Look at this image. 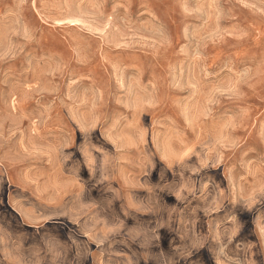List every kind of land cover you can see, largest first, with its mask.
I'll return each mask as SVG.
<instances>
[{
	"label": "rangeland",
	"instance_id": "374dc122",
	"mask_svg": "<svg viewBox=\"0 0 264 264\" xmlns=\"http://www.w3.org/2000/svg\"><path fill=\"white\" fill-rule=\"evenodd\" d=\"M0 264H264V0H0Z\"/></svg>",
	"mask_w": 264,
	"mask_h": 264
},
{
	"label": "crops",
	"instance_id": "0c3cea01",
	"mask_svg": "<svg viewBox=\"0 0 264 264\" xmlns=\"http://www.w3.org/2000/svg\"><path fill=\"white\" fill-rule=\"evenodd\" d=\"M73 18H75V17L74 16H67V15L66 16H59V17H56L55 22L58 23V25L59 24H65V23L70 24V25H77V22ZM80 31L87 34L89 37H92V38L95 37L96 38L98 45H97L95 50L97 53H99V59H100L102 65L104 67L110 66V64L107 63L106 57L103 54L108 49H111L110 47H111L112 43L110 42L111 45H109V46H107V44L104 43L105 37H106L104 32L97 33V32H90V31L84 32L83 30H80ZM113 47L115 48L116 46L114 45ZM70 48L74 53L81 51L80 46L78 44H75V43H71Z\"/></svg>",
	"mask_w": 264,
	"mask_h": 264
}]
</instances>
